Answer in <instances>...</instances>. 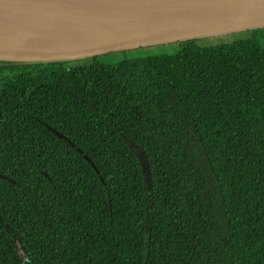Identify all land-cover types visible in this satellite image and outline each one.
I'll use <instances>...</instances> for the list:
<instances>
[{
    "label": "trees",
    "instance_id": "1",
    "mask_svg": "<svg viewBox=\"0 0 264 264\" xmlns=\"http://www.w3.org/2000/svg\"><path fill=\"white\" fill-rule=\"evenodd\" d=\"M247 32L116 65L0 60V264H264Z\"/></svg>",
    "mask_w": 264,
    "mask_h": 264
},
{
    "label": "water",
    "instance_id": "2",
    "mask_svg": "<svg viewBox=\"0 0 264 264\" xmlns=\"http://www.w3.org/2000/svg\"><path fill=\"white\" fill-rule=\"evenodd\" d=\"M0 17L94 23L120 32L83 49H0L23 56L0 51V60L46 61L263 29L264 0H0Z\"/></svg>",
    "mask_w": 264,
    "mask_h": 264
},
{
    "label": "bare ground",
    "instance_id": "3",
    "mask_svg": "<svg viewBox=\"0 0 264 264\" xmlns=\"http://www.w3.org/2000/svg\"><path fill=\"white\" fill-rule=\"evenodd\" d=\"M114 28L68 20H25L0 17V49H83L119 36Z\"/></svg>",
    "mask_w": 264,
    "mask_h": 264
},
{
    "label": "rangeland",
    "instance_id": "4",
    "mask_svg": "<svg viewBox=\"0 0 264 264\" xmlns=\"http://www.w3.org/2000/svg\"><path fill=\"white\" fill-rule=\"evenodd\" d=\"M251 37L250 32H238V33H231L227 35L216 36L212 38H203V39H196L194 40V44L199 47H208L214 45H225L231 44L238 40H243ZM181 45L179 42L177 43H167V44H160V45H153L148 47H142L137 49H127V50H119V51H112L106 54L97 55V61L106 64V65H116L125 60L137 59V58H145V57H154L160 55H175ZM2 52H6L5 57H7L8 53H15L10 55V57L18 58L23 57L20 54H17L18 51L12 50H0ZM8 59H13V58ZM92 56H84L82 57L80 62L71 64L77 65L82 64L81 62L86 61L84 64L90 63V59ZM89 59V60H88Z\"/></svg>",
    "mask_w": 264,
    "mask_h": 264
}]
</instances>
